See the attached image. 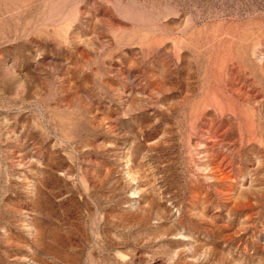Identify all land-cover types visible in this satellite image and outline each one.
Here are the masks:
<instances>
[{"label": "rangeland", "instance_id": "rangeland-1", "mask_svg": "<svg viewBox=\"0 0 264 264\" xmlns=\"http://www.w3.org/2000/svg\"><path fill=\"white\" fill-rule=\"evenodd\" d=\"M0 264H264V0H0Z\"/></svg>", "mask_w": 264, "mask_h": 264}, {"label": "bare ground", "instance_id": "bare-ground-1", "mask_svg": "<svg viewBox=\"0 0 264 264\" xmlns=\"http://www.w3.org/2000/svg\"><path fill=\"white\" fill-rule=\"evenodd\" d=\"M145 178V177H144ZM147 181V180H146Z\"/></svg>", "mask_w": 264, "mask_h": 264}]
</instances>
